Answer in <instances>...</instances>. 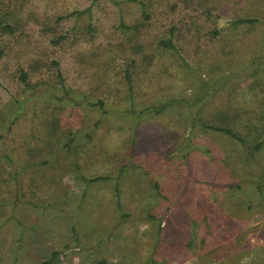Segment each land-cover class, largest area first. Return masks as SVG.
Instances as JSON below:
<instances>
[{"label":"rangeland","instance_id":"374dc122","mask_svg":"<svg viewBox=\"0 0 264 264\" xmlns=\"http://www.w3.org/2000/svg\"><path fill=\"white\" fill-rule=\"evenodd\" d=\"M246 260L264 264V0H0V264Z\"/></svg>","mask_w":264,"mask_h":264},{"label":"trees","instance_id":"16d2710c","mask_svg":"<svg viewBox=\"0 0 264 264\" xmlns=\"http://www.w3.org/2000/svg\"><path fill=\"white\" fill-rule=\"evenodd\" d=\"M258 22H259V20L257 18H241V19H237V20L231 22V25L232 26H240V25H245L246 26V25H255ZM171 32L174 33V29H172ZM161 44L165 48L176 49V46H175L172 38L164 39L161 42ZM258 72L259 71L255 70L253 72L252 76L253 77L256 76ZM59 77L61 78V73H59ZM130 77L131 76H130V74L127 71L126 78H127L128 81H130ZM22 78L25 79V74H22ZM204 84H206V83H204ZM67 93H68V90L65 89V94H67ZM175 103H180V104L184 103V104H186V100L185 99H172V100H170L169 102H167L165 104H160L158 107L147 108V109H144V110L142 109L140 111H133V113L137 117H141L142 115H146V116L157 115L158 116V115H161L165 111V109H167L169 107H172V106H175ZM103 104L104 103L102 101L96 103V105H99L101 107H104ZM187 108H190L189 104H188ZM180 115L181 116H186L185 120H187V122L190 123L191 127H195V128L201 127L203 130H206V131H210V132L226 135L231 140H235V141L241 143L242 145H246L247 144L246 140L242 136H240L237 132H235V130L233 128L211 125V124L205 123L203 121H199L198 119L195 118V116H193L190 113V110L188 112H185V113L180 114ZM71 140L72 139H70V141ZM262 146H263V141L261 140V142H259V144H257L254 147V151H259ZM182 147H183V145L179 147L178 152L182 151L181 150ZM98 179H101V177L100 178H96V179H90V181L93 182L94 180H98ZM160 187H161L160 184H158V183L155 184V189H156V192L158 194H161ZM261 188H260V190L262 191Z\"/></svg>","mask_w":264,"mask_h":264},{"label":"crops","instance_id":"0c3cea01","mask_svg":"<svg viewBox=\"0 0 264 264\" xmlns=\"http://www.w3.org/2000/svg\"><path fill=\"white\" fill-rule=\"evenodd\" d=\"M245 259H246V258H245ZM248 259H249V258H248ZM252 259H253V258H252ZM254 260H255V259H254ZM247 262H248V261L246 260V261H245V263H242V264H250V263H247ZM253 263H254V264H256V263H257V261H253ZM253 263H252V264H253ZM260 263H261V262H260ZM221 264H224V263H223V262H221ZM257 264H258V263H257Z\"/></svg>","mask_w":264,"mask_h":264}]
</instances>
